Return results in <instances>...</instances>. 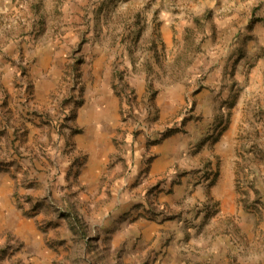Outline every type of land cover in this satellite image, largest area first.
<instances>
[{
	"label": "rangeland",
	"instance_id": "rangeland-1",
	"mask_svg": "<svg viewBox=\"0 0 264 264\" xmlns=\"http://www.w3.org/2000/svg\"><path fill=\"white\" fill-rule=\"evenodd\" d=\"M0 264H264V0H0Z\"/></svg>",
	"mask_w": 264,
	"mask_h": 264
}]
</instances>
